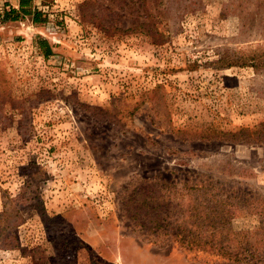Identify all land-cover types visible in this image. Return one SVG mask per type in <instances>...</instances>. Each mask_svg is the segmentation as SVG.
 Returning <instances> with one entry per match:
<instances>
[{"label": "rangeland", "instance_id": "rangeland-1", "mask_svg": "<svg viewBox=\"0 0 264 264\" xmlns=\"http://www.w3.org/2000/svg\"><path fill=\"white\" fill-rule=\"evenodd\" d=\"M18 2L0 0V264H264V0L1 16Z\"/></svg>", "mask_w": 264, "mask_h": 264}, {"label": "trees", "instance_id": "trees-1", "mask_svg": "<svg viewBox=\"0 0 264 264\" xmlns=\"http://www.w3.org/2000/svg\"><path fill=\"white\" fill-rule=\"evenodd\" d=\"M18 6H12L10 8H5L4 12L1 14V16L5 19H9L12 21H17L20 19H24V18H31L32 21L34 23H42L44 22L47 18L43 17V12L41 11V9L38 8L37 5L34 4V0H19L18 2ZM39 44L41 46V48H43V52L45 54L46 57H49V55L53 54V47L52 45L49 43V41L45 38H40L39 39ZM252 61L251 64L253 66H255L256 68H258V66L260 65H264V53L263 54H254L252 55ZM233 64H228V66H232ZM147 200V199H146ZM146 200H142L144 205L147 206V201ZM142 208H134L133 212L131 213V217L133 218V220H135L137 222V224H142L145 225V221L149 220L150 222L155 223L157 226H162V224H164V226H162V228H165L168 223L166 222V220L164 219L163 216L158 215L156 218L154 217H150L148 214L147 216L143 215L142 213ZM4 222V220H3ZM15 225V224H14ZM170 233L173 234V236H181V242L185 241V235H182V233H179L178 231H176V233L174 231H170ZM159 235V234H158ZM157 235V236H158ZM13 236H16V232H13ZM198 237H193L189 240L190 244H193L192 247H200L202 248L203 246H205L206 244H208V241L206 239H202ZM222 238V233L221 232H217L215 233V238H214V242H209V246H211L212 251H215L216 249L220 248L218 251L221 253H230V256H232V252L226 251L227 249L223 248L222 245H219V241ZM213 243V244H212ZM241 243V241H240ZM195 244V245H194ZM239 249H237V254L242 255L243 252ZM203 249V248H202ZM240 250V251H239ZM258 254V248L257 247H253L250 248V250H248V252H246V258H249V261L252 260V257H256Z\"/></svg>", "mask_w": 264, "mask_h": 264}]
</instances>
